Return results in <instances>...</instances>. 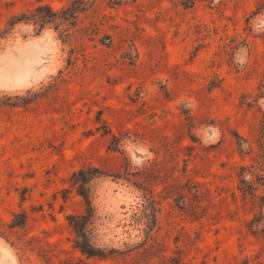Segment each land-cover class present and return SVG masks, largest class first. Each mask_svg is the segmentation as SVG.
Wrapping results in <instances>:
<instances>
[{
    "label": "rangeland",
    "instance_id": "1",
    "mask_svg": "<svg viewBox=\"0 0 264 264\" xmlns=\"http://www.w3.org/2000/svg\"><path fill=\"white\" fill-rule=\"evenodd\" d=\"M0 35V264H264V0H0Z\"/></svg>",
    "mask_w": 264,
    "mask_h": 264
},
{
    "label": "trees",
    "instance_id": "2",
    "mask_svg": "<svg viewBox=\"0 0 264 264\" xmlns=\"http://www.w3.org/2000/svg\"><path fill=\"white\" fill-rule=\"evenodd\" d=\"M71 3H75L77 2L78 4H81V6L85 5L87 0H70ZM66 9L62 10L65 11ZM22 17H24L23 19H25L28 23L32 24L35 28H41L45 23L47 22H51L53 23L55 20V16H56V12L54 10H52L50 7L46 6V5H37L35 7H33L26 15V17L24 16V13L20 14ZM75 16V13L73 11H68L67 13H65L64 15V22L66 23V25H70L72 24V21L74 22L73 19ZM61 20V21H63ZM1 35H0V39H1ZM258 89H262L261 84H259ZM259 133H260V137L261 139L264 141V116L261 119V121L259 120ZM238 140H242L239 136L237 138ZM261 155H259L258 158V170L260 173H262L263 177H264V152L261 151L260 153ZM242 169H246V167H241ZM83 171L82 170H78L76 173L74 172V176L75 175H82ZM257 177H259V180H261L263 177H260L261 174H257ZM77 181H80V186L78 185L76 188L77 193L82 197L83 201L85 202L87 208H90L89 206V199H88V195L86 192V189L84 188V184L86 183V179L85 178H80V180H74L75 183H77ZM242 182V179L240 180ZM26 219V215L24 212H20L16 215H14V217L11 219L10 223L8 224L9 228H13V227H19L22 226L25 222ZM67 222L68 224L71 226L74 234H75V238L73 240V244L76 248H78L82 253H84L87 256H103L104 254L94 248L87 240L86 238V234L83 231L85 224L87 223L88 218L86 217V215L84 214H75V215H69L67 216Z\"/></svg>",
    "mask_w": 264,
    "mask_h": 264
}]
</instances>
